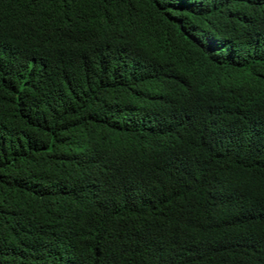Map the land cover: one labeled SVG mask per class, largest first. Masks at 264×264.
<instances>
[{"label":"trees","instance_id":"obj_1","mask_svg":"<svg viewBox=\"0 0 264 264\" xmlns=\"http://www.w3.org/2000/svg\"><path fill=\"white\" fill-rule=\"evenodd\" d=\"M0 264H264V0H0Z\"/></svg>","mask_w":264,"mask_h":264}]
</instances>
